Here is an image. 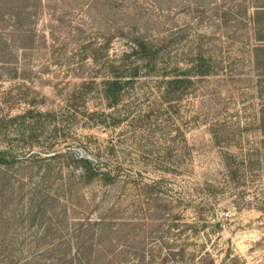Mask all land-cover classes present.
Returning <instances> with one entry per match:
<instances>
[{"label":"rangeland","instance_id":"rangeland-1","mask_svg":"<svg viewBox=\"0 0 264 264\" xmlns=\"http://www.w3.org/2000/svg\"><path fill=\"white\" fill-rule=\"evenodd\" d=\"M251 4L0 0V264H264ZM138 39L160 64L110 105L109 62Z\"/></svg>","mask_w":264,"mask_h":264},{"label":"trees","instance_id":"trees-1","mask_svg":"<svg viewBox=\"0 0 264 264\" xmlns=\"http://www.w3.org/2000/svg\"><path fill=\"white\" fill-rule=\"evenodd\" d=\"M251 2L254 13L252 14V18H250V22L254 27L258 28L259 32H264V0H251ZM257 41L264 43V36H259ZM149 47L151 48L148 42L146 43L143 39H138L135 41L133 47H131V52L120 58L118 61L119 64L115 65L113 60L109 62V69L107 70L109 71L110 76L104 78L99 88H101L100 90L104 99L107 100L110 105L118 104L124 88L140 77V64H145V68L150 69L147 74L154 72L153 70H155L160 64L159 62H156L155 55L151 50L152 48L150 49ZM205 63L206 61L202 59L199 66L192 67V75H190V77L207 76L212 74L213 71L211 70V67ZM182 83L183 80L181 79H174V81L170 82L171 85L175 86ZM55 116L56 115H52V118L55 119ZM7 163L6 155H0V165H6ZM80 163L83 165L85 172L91 175L92 178L101 175L102 177L111 180L110 174L100 172L98 166L96 168L94 167L92 160L83 157L80 159Z\"/></svg>","mask_w":264,"mask_h":264}]
</instances>
